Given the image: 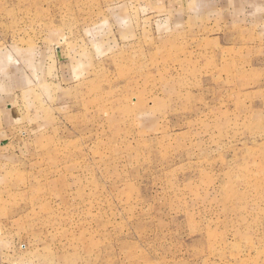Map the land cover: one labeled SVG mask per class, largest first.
Here are the masks:
<instances>
[{
	"label": "rangeland",
	"instance_id": "374dc122",
	"mask_svg": "<svg viewBox=\"0 0 264 264\" xmlns=\"http://www.w3.org/2000/svg\"><path fill=\"white\" fill-rule=\"evenodd\" d=\"M226 12L0 0V264H264V11Z\"/></svg>",
	"mask_w": 264,
	"mask_h": 264
},
{
	"label": "crops",
	"instance_id": "0c3cea01",
	"mask_svg": "<svg viewBox=\"0 0 264 264\" xmlns=\"http://www.w3.org/2000/svg\"><path fill=\"white\" fill-rule=\"evenodd\" d=\"M202 4L206 0H193ZM212 3L222 6L223 10L228 14H233L235 18L240 19L242 15L249 13L251 10L264 11V0H211ZM207 3V2H206ZM4 99L0 97V114L5 113L8 110L4 107ZM11 106V103H6V107ZM3 126L0 125V136L6 134V130H3ZM9 131V130H8ZM14 131L9 134L12 135ZM16 133V132H15ZM15 137V135H12ZM16 139V138H14ZM13 139V140H14Z\"/></svg>",
	"mask_w": 264,
	"mask_h": 264
}]
</instances>
